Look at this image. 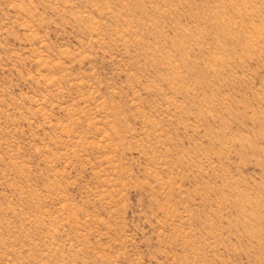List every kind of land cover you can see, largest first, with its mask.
Returning <instances> with one entry per match:
<instances>
[{
    "label": "rangeland",
    "instance_id": "374dc122",
    "mask_svg": "<svg viewBox=\"0 0 264 264\" xmlns=\"http://www.w3.org/2000/svg\"><path fill=\"white\" fill-rule=\"evenodd\" d=\"M0 264H264V0H0Z\"/></svg>",
    "mask_w": 264,
    "mask_h": 264
}]
</instances>
